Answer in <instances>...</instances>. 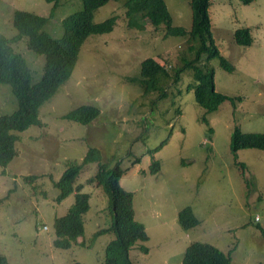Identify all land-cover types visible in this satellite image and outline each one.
Masks as SVG:
<instances>
[{
	"label": "rangeland",
	"instance_id": "rangeland-1",
	"mask_svg": "<svg viewBox=\"0 0 264 264\" xmlns=\"http://www.w3.org/2000/svg\"><path fill=\"white\" fill-rule=\"evenodd\" d=\"M123 1H109L94 11L95 22L118 15L116 25L109 33L86 39L71 76L39 107L42 125L13 132L17 155L6 167L0 166V254L10 264H103L113 233L99 235L90 247L53 246V221L66 214L74 201L69 194L58 202L53 181L68 162H81L88 148L96 147L102 161L120 160L125 170L120 184L133 193L134 218L148 236L130 250L133 264H181L185 248L195 241L229 253L232 264H264V150L240 149L235 159L229 148L235 126L243 132H264V0L249 4L209 0L215 45L235 67L227 72L217 59L209 61L215 90L240 98L225 100L211 113L194 101L188 69L177 83L164 85L162 98L159 91L144 93L129 80L138 76L144 58L155 57L161 64L177 67L183 64L182 57L193 55L186 36H166L164 30L152 31L149 26L141 32L128 29ZM164 1L172 25L189 30L190 0ZM50 8L45 0H0V34H16L15 10L47 16ZM81 8V0H60L43 30L60 37L62 19ZM241 27L250 29L249 46L234 43L233 32ZM15 48L26 59L32 81H38L44 57L27 47L26 38ZM82 104L100 110L90 123L62 117ZM16 107L10 85L0 84V115ZM204 116L208 124L202 121ZM165 138L156 152H148ZM137 157L140 160L133 163ZM153 160L160 163L157 173L149 170ZM96 170V163H87L76 178L89 194L90 208L83 216L86 242L111 222L107 196L86 182ZM186 206L199 221L188 229L177 218ZM140 244L148 252L140 251Z\"/></svg>",
	"mask_w": 264,
	"mask_h": 264
},
{
	"label": "trees",
	"instance_id": "trees-1",
	"mask_svg": "<svg viewBox=\"0 0 264 264\" xmlns=\"http://www.w3.org/2000/svg\"><path fill=\"white\" fill-rule=\"evenodd\" d=\"M45 1L51 3L47 16L17 9L12 14V26L16 34L11 37L0 34V84L10 85L17 101L14 111L0 115V166L3 168L17 155L15 148L17 136L13 132L26 130L32 125H42L38 114L39 107L71 76L86 39L91 35L109 33L114 29L118 15H110L95 22L94 11L109 1L120 0H81L82 8L62 19L63 31L60 37H53L43 30L48 19L54 15L60 0ZM239 1L249 4L252 0ZM122 6L125 26L128 29L141 32L149 26L152 31L164 30L166 36H186L189 42L188 51L193 55L190 59L182 57L183 64L177 67L161 64L155 57L144 58L140 62L138 76L129 78L142 87L144 93L159 91V98L164 97L166 95L164 85L169 81L177 83L180 74L188 69L192 73V82L188 87L192 88L194 101L205 113L216 111L225 100L233 102L234 99H240L215 90L214 69L209 65V61L217 59L219 66L227 72H233L235 67L221 55L215 45L208 12L209 0H190L189 30L172 25L171 15L164 0H124ZM22 38H26L27 47L32 52L44 57L42 75L36 82L32 81L26 59L15 48ZM233 40L239 46H249L252 43L250 29L248 27L235 29ZM99 113L98 107L82 104L62 117L88 124ZM202 121L208 124L205 116ZM166 141L167 138L148 152L150 154L156 152ZM229 148L235 159L240 149L264 150V132H243L235 126L230 135ZM139 160L137 157L133 163ZM91 162L97 164V170L86 182L100 187L107 196V212L111 222L108 227L95 231L86 242L83 216L90 208L89 194L82 191L83 184H76V178L83 166ZM235 163L244 167L242 162ZM149 170L150 173H157L160 170L159 161L153 160ZM124 171L120 160L114 163L112 158L102 161L100 151L96 147H89L81 162H68L59 179L53 181V185L59 190L56 197L58 202L69 194H73L74 201L66 214L56 217L53 221L54 247L60 249H68L73 245L90 247L99 235L113 233L114 238L105 246L103 264H133L129 257L130 250L135 244L146 242L148 236L144 225L134 218L133 193L125 190L120 184ZM177 218L186 229L199 223L190 206L181 209ZM261 232L264 235L262 229ZM79 237L81 240H78ZM139 249L148 252L145 245L140 244ZM0 264H10L4 254H0ZM68 264L82 263L73 261ZM181 264H232V262L229 253L226 254L209 243L195 241L185 248Z\"/></svg>",
	"mask_w": 264,
	"mask_h": 264
},
{
	"label": "built area",
	"instance_id": "built-area-1",
	"mask_svg": "<svg viewBox=\"0 0 264 264\" xmlns=\"http://www.w3.org/2000/svg\"><path fill=\"white\" fill-rule=\"evenodd\" d=\"M46 228V227H45Z\"/></svg>",
	"mask_w": 264,
	"mask_h": 264
}]
</instances>
